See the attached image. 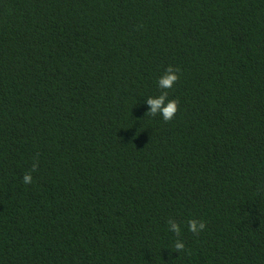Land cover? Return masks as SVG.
Here are the masks:
<instances>
[{
	"label": "trees",
	"instance_id": "obj_1",
	"mask_svg": "<svg viewBox=\"0 0 264 264\" xmlns=\"http://www.w3.org/2000/svg\"><path fill=\"white\" fill-rule=\"evenodd\" d=\"M0 264H264V0H0Z\"/></svg>",
	"mask_w": 264,
	"mask_h": 264
},
{
	"label": "clouds",
	"instance_id": "obj_2",
	"mask_svg": "<svg viewBox=\"0 0 264 264\" xmlns=\"http://www.w3.org/2000/svg\"><path fill=\"white\" fill-rule=\"evenodd\" d=\"M179 69L169 65L162 75L157 79V87L162 91L158 95L148 96L143 99V103L147 106V111L152 115L159 114L164 121H170L173 119L176 111L178 101L176 99H170L168 96V89H171L174 83L179 79ZM37 168V164L33 163L32 169L27 171L22 176V182L25 185L33 182L32 172ZM168 230L174 233L178 238L174 241V248L176 252L184 249L185 244L182 239H179L181 233V225L174 219L167 221ZM188 231L198 234L205 228L203 221L196 219H190L187 223Z\"/></svg>",
	"mask_w": 264,
	"mask_h": 264
}]
</instances>
